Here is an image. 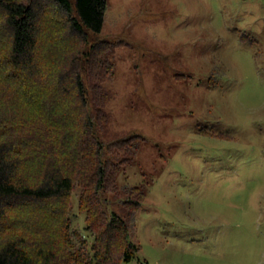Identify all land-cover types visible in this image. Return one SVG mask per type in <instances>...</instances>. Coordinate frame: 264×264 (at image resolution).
<instances>
[{"label": "rangeland", "instance_id": "rangeland-1", "mask_svg": "<svg viewBox=\"0 0 264 264\" xmlns=\"http://www.w3.org/2000/svg\"><path fill=\"white\" fill-rule=\"evenodd\" d=\"M107 43L104 158L141 138L117 191L102 193L140 247L128 264H264V0H108L85 49ZM12 99L0 97L8 123L28 113ZM132 187L144 200L128 218ZM6 226L0 245L23 234Z\"/></svg>", "mask_w": 264, "mask_h": 264}, {"label": "trees", "instance_id": "trees-1", "mask_svg": "<svg viewBox=\"0 0 264 264\" xmlns=\"http://www.w3.org/2000/svg\"><path fill=\"white\" fill-rule=\"evenodd\" d=\"M107 3L0 0V97L11 93L28 111L15 112L17 122L0 115V223L23 232L0 245V264H128L140 251L127 219L108 216L102 199L117 191L141 140L107 145L119 159L113 163L96 135L108 124L103 55L115 47L85 46L90 33L102 32ZM125 192L138 197L123 204L132 218L144 195L138 187ZM79 213L84 228L76 226Z\"/></svg>", "mask_w": 264, "mask_h": 264}]
</instances>
